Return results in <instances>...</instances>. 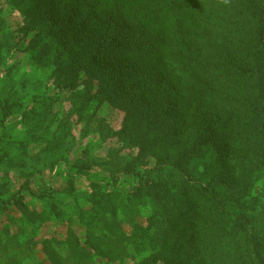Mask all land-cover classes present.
Here are the masks:
<instances>
[{
	"label": "rangeland",
	"instance_id": "374dc122",
	"mask_svg": "<svg viewBox=\"0 0 264 264\" xmlns=\"http://www.w3.org/2000/svg\"><path fill=\"white\" fill-rule=\"evenodd\" d=\"M191 1L199 0L186 4ZM152 3L137 9H148L141 21L137 10L125 9L127 0L118 9L115 0H0V264L205 261L202 253L193 257L186 249L177 255L172 245L164 260L157 228L166 210L180 207L179 176L161 174L166 192L161 201L148 195L150 173L168 166H160V155L138 156L132 144L139 122L134 113L167 109L166 92L174 104L175 84L189 83L185 72L175 74V57L163 53L174 27ZM117 17L122 23L115 27ZM203 26L191 31L196 49L202 47ZM100 40L126 44L133 56L144 52L140 64L136 57L120 69L89 63V50ZM193 83L181 93L186 100L177 103L182 113L218 98ZM173 142L157 138L172 160L183 156ZM198 165L202 170V158ZM19 192L27 214L14 199ZM253 197L255 212L264 218V175ZM186 256L190 260L181 262Z\"/></svg>",
	"mask_w": 264,
	"mask_h": 264
},
{
	"label": "trees",
	"instance_id": "16d2710c",
	"mask_svg": "<svg viewBox=\"0 0 264 264\" xmlns=\"http://www.w3.org/2000/svg\"><path fill=\"white\" fill-rule=\"evenodd\" d=\"M123 1L126 0H115L116 9L124 5ZM134 1L127 0L130 4L124 5L132 13L152 3ZM199 1L152 3L162 11V20L174 27L167 35L171 42L164 44L163 53L175 57L179 68L175 74L180 77L185 72L189 83L186 87L175 84L177 93L170 97L174 104L168 101L171 91L166 92L167 109L155 111L157 107H154L150 112L145 108L140 114L134 113L139 122L133 128L132 144L138 149V156L157 154L162 157L160 166H168L156 167L150 173L151 181H146L148 195L161 201L166 194L161 174L174 172L179 176L176 185L182 198L177 203L180 207L166 210L157 228L164 260L169 256L166 248L172 245V252L177 255L183 249L187 254L192 251L193 257H200L202 253L205 258L202 264L212 261L214 264H264V218L255 212L253 197L254 187L264 175V0ZM184 8L192 12L185 15ZM147 11L137 10V19L147 18ZM114 22L115 27L122 23L120 17ZM201 25H205L202 47L196 49L191 31ZM211 33L219 34L212 37ZM103 38L104 34L100 39ZM89 51L92 55L89 63H98L100 67L112 65L116 69L132 57H136L139 65L144 55L141 52L133 56L132 47L107 40H100ZM117 57L128 60L116 63ZM190 82L198 88L203 84L217 92L216 102L209 101L202 108L190 107L189 112L182 113L177 103L186 100L181 93ZM192 88H189L190 100L196 98V90ZM186 124H189L187 133ZM161 135L174 141V147H182L183 156L172 160L163 155L157 144ZM201 158L202 170L198 165ZM153 174L159 178L154 179ZM144 184L138 187L137 195L142 194ZM45 193L41 195H48ZM22 197L19 192L14 199L17 198L16 204L27 214L28 209L21 205ZM172 258L176 260L175 256ZM188 260L190 257L186 256L181 262Z\"/></svg>",
	"mask_w": 264,
	"mask_h": 264
}]
</instances>
